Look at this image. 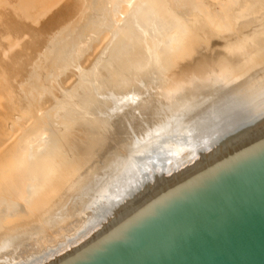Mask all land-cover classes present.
Wrapping results in <instances>:
<instances>
[{"label": "bare ground", "instance_id": "6f19581e", "mask_svg": "<svg viewBox=\"0 0 264 264\" xmlns=\"http://www.w3.org/2000/svg\"><path fill=\"white\" fill-rule=\"evenodd\" d=\"M210 1L213 3L207 0H0L1 256L17 259L22 251L20 248L33 246L31 251L38 246L42 248L37 247V256L32 257L35 251H31L30 259L24 257L25 260L15 263L41 264L64 250L54 249L59 239L55 242L49 238L58 231L56 228L65 227L63 220H66L67 212L64 210V214L57 216L52 214L54 209L50 207L59 195V198L67 197L73 185L76 188L65 201L86 199L94 208H84L92 211L91 221L86 224V216L83 220L81 215L82 228L63 242L68 246H74L75 241L84 236L87 238V231L109 224L114 215L135 205V198L151 192L153 185L134 195L126 206H113L121 196L116 187L120 185L113 181L126 184L132 181L135 171L151 162L150 155L156 157L151 160L159 161L161 155L173 153L175 160L180 142L186 139L194 140L196 144L200 142L198 145L202 149L211 144L219 146L216 150L212 147L209 156L202 152L199 164L190 166L192 170L209 161L214 153L231 146L248 128L264 125V0ZM61 18H69L68 25L64 22L65 27L60 35L57 33L58 38L48 43L53 46L51 52L47 49L36 60V56L30 58L32 42L23 41L22 37L30 33L38 35L37 31L45 34L50 30L45 32V26L51 28L54 22L59 25ZM41 19L43 24L33 33L27 23H37ZM76 20L81 24L75 23ZM73 25L74 36L69 39L68 31ZM170 25L173 27L167 33L162 30H167ZM59 38L62 41L56 42ZM101 42H104L103 47L81 76L82 86L72 94L69 92L76 86L64 88L65 95L62 90L59 97L60 90L55 93L51 87L57 85L58 88L60 83L63 86L68 67L75 58L82 55L88 62ZM65 50L66 54H58ZM22 71L29 74L25 80L24 77L17 80L20 74L23 75ZM103 73H107L106 82H101ZM193 73L195 78H192ZM226 74L230 76L226 86L214 88L206 95L193 97L190 93L199 89V81ZM122 75L129 77L130 81L124 79L130 83L125 82L127 87L119 78H124ZM47 82L55 84L52 86ZM46 84L52 89L48 87L50 97L55 93L63 102L75 98L84 102L85 108L77 113L84 121L65 120L57 97H54L55 103L47 104ZM66 94L65 99L61 97ZM168 97L172 100L166 103ZM103 102H107L108 107ZM111 130L122 136L123 141L135 143L128 155L118 157L111 172L101 176L93 169L88 175L76 178L78 183L73 182L68 189L65 179L69 182L71 178V183L88 165L85 159L88 155L81 156L82 164L78 161L79 155L88 151L91 155L96 149L92 147L94 150L91 148V151L85 144H92L93 135L107 136ZM131 132L132 135L137 133L133 140H130ZM205 139L207 144H204ZM225 142L227 144L223 145ZM75 162L79 164L77 167ZM65 173L67 178L63 176ZM177 174L169 179L177 178ZM92 177L100 178L92 182ZM90 182L91 186L87 187ZM112 183L116 190L103 193L102 189H108ZM80 194H84L83 197ZM102 199L106 203L95 207L94 203H100ZM36 214L39 216L31 220ZM86 215L89 218L90 212ZM33 224L35 226L31 228ZM24 230L29 232L22 233ZM8 234L13 235L4 239ZM25 252L21 253L20 259L29 253ZM0 264H8V261L0 260Z\"/></svg>", "mask_w": 264, "mask_h": 264}, {"label": "water", "instance_id": "95a60500", "mask_svg": "<svg viewBox=\"0 0 264 264\" xmlns=\"http://www.w3.org/2000/svg\"><path fill=\"white\" fill-rule=\"evenodd\" d=\"M208 160L50 264H264V125Z\"/></svg>", "mask_w": 264, "mask_h": 264}, {"label": "rangeland", "instance_id": "374dc122", "mask_svg": "<svg viewBox=\"0 0 264 264\" xmlns=\"http://www.w3.org/2000/svg\"><path fill=\"white\" fill-rule=\"evenodd\" d=\"M208 1V3H213V2H211L210 0H207ZM81 16H79V18H80ZM43 19H45V18H43ZM43 19H41L39 22H37V23H31V24H28L27 23V26L29 25L32 29H31V31L33 32H36L37 31V29H38V27L37 26H40V25H42L43 24ZM65 19V20H64ZM61 18L60 19V21H58L59 23H57V24H59V25H56V23L54 22L53 24H54V26H50L51 28H47V27H49L48 25H47V27L45 26V32H46V30H51V32H50V30L49 31H47V33H49V35H47V33H45L44 34V32H43V34L41 33V32H39V31H37V34L38 35H36V34H32V33H30L31 35H29V34H27V35H24L25 37H22V39L21 40H23V41H28V40H31V42H32V45H30L31 46V48H30V46H29V52L30 53H28V51H27V53L29 54V57L30 58H32L33 56H36L35 57V60L37 59V57H39V54L41 53V52H44L45 50H49L50 49V51L49 52H51V50H52V48H53V46H49V44L48 43H50V41L51 40H53L54 38L56 39V38H58V35H57V33L59 34L60 32H62L63 31V29H64V25H68L66 22L68 21V19L69 18ZM67 19V20H66ZM81 20H82V18H80ZM79 19V21H81ZM61 20H62V23H61ZM45 21V20H44ZM78 20H76L75 21V23L77 22ZM65 22V23H64ZM82 22V21H81ZM81 22H77V23H79V24H81ZM41 23V24H40ZM52 23V22H51ZM61 23V24H60ZM63 23H64V25H63ZM38 24V25H37ZM53 24H51V25H53ZM60 25H62V26H60ZM58 26V28L59 29H57L56 27ZM64 26V27H63ZM171 26L173 27V25H170V28H168L167 30L166 29H162V30H165V32L167 33L168 32V30L169 29H171ZM55 29H54V28ZM72 27H74V25L73 26H71L70 27V31H68V38L70 39V37H72V36H74V32H75V28H72ZM43 28V27H42ZM47 28V29H46ZM61 28H62V30H61ZM57 32H56V31ZM160 30V29H159ZM44 31V30H43ZM52 31H55V33L53 32L52 33ZM33 32V33H34ZM39 32V33H38ZM162 32H164V31H162ZM164 32V33H165ZM52 33V36L53 37H51L50 36V34ZM34 35V36H33ZM60 35V34H59ZM29 38H28V37ZM32 36V37H31ZM44 36H46L45 38H44ZM49 36H50V38H49ZM34 38V39H33ZM34 41H33V40ZM36 39V40H35ZM43 39H45V41H43ZM62 38H59L58 40H56V42H60V40H61ZM39 40H41V41H39ZM46 40H47V42H46ZM62 41V40H61ZM41 42H43V44L41 43ZM45 42V43H44ZM104 42H101V43H99L98 44V46H99V48L97 47V49H96V51H94V52H92V54L93 55H91L90 56V58H88V62H86V61H84V58H82V55H80L79 57H76V56H74V57H76L75 59V61L73 62V63H71V67H68V71H67V79H66V83H64L63 84V86L61 85L62 83H60L59 84V87L61 88V86H62V88L60 89L59 87V89L57 88V85H55V87H51L53 90H55V93H57V91L58 90H60V91H58V96L60 97V92H62V90H63V94L65 95V93H66V91H64V88H66L67 90L69 89V86H70V88L72 87V86H76L75 87V89H72V91L70 90V92L69 93H74L77 89H79L82 85V79H81V76L84 74V72H86L89 68H90V64H89V62H91L92 60L91 59H93L94 58V56L99 52V50H100V48H102L103 46H102V44H103ZM39 44V45H38ZM42 44V46H40ZM45 45V46H44ZM47 45V46H46ZM53 45V44H52ZM34 46H35V48H34ZM42 48V50H41V48ZM39 49V50H38ZM39 51V52H38ZM35 52H37V54H34ZM96 52V53H95ZM67 53V50H65V51H61V53H58V54H66ZM95 53V54H94ZM42 54V53H41ZM59 56H61V55H59ZM28 57V58H29ZM34 58V57H33ZM129 58V57H128ZM41 59L39 58V61H40ZM26 71V70H25ZM25 71H22L21 73H23V75L21 76V74H20V76H19V74H18V76L20 77H18V79L17 80H21L22 79V77H24V80H25V78L27 77L26 75H27V73L29 74V72H25ZM104 74V76L103 77H101V82H103V81H105L106 79H107V73H103ZM105 75H106V79H105ZM193 75V77L192 78H195V73H193L192 74ZM122 76H124V78L123 77H119L120 78V80L121 81H123L124 82V79L126 78V80H129V77L128 76H125V75H122ZM238 75H236V76H234V77H237ZM187 78H189V76L187 77ZM229 78H230V76L228 75V74H226V75H224V76H214V77H208L207 79H204V80H201V81H199V84H197V85H199V89L198 90H196L195 92H190L191 94H193V97H195V96H197V95H202V94H208V93H211V91L214 89V88H217V87H223V86H226L227 85V81L229 80ZM212 79V80H211ZM23 80V79H22ZM117 80H119V79H117ZM119 80V82H121ZM125 80V82L127 83L128 81H126ZM50 81V80H49ZM100 80H98V82H99ZM130 81V80H129ZM51 82V81H50ZM106 82V81H105ZM114 82V81H113ZM124 82V86L125 87H127ZM184 82H186V79H185V81ZM48 83V82H47ZM49 84V83H48ZM48 84H46V85H44V86H46V88L45 89H47V90H45V92H47V94H49V95H47V96H49V97H47L48 99H49V101H48V99L46 100L47 101V104H49V102L50 101H52V103H55V102H53L54 100H55V98L54 97H57V98H59L58 96H57V94H55L54 92H52V93H54V95L52 96V97H50L51 95V92H50V90H52L49 86H48ZM51 84V83H50ZM49 84V85H50ZM52 84L54 85L55 83H53L52 82ZM51 84V85H52ZM111 84H112V82H111ZM123 84V83H122ZM127 84H129L130 85V83L128 82ZM186 84V83H185ZM52 85V86H53ZM128 85V86H129ZM203 85V86H202ZM50 88V90H49V88ZM208 87H210V88H208ZM65 89V90H66ZM204 89V90H203ZM210 89V90H209ZM57 90V91H56ZM199 93V94H198ZM62 94V95H63ZM195 94V95H194ZM56 95V96H55ZM68 96V94H66V96H61V97H63L64 99H65V97H67ZM170 100H172V97H168V99H167V101H165L166 103L168 102V101H170ZM70 100L69 101H66V102H63V101H61L60 100V98H59V100H58V105L62 108V117L65 119V120H69L70 122H72V121H77V122H81L82 120L84 121V118L83 119H81V117H78L77 116V113L79 114L80 112H81V110L83 109V108H85V103L84 102H82V101H80V99H78V98H75V99H72V101L70 102ZM51 103V102H50ZM103 105H105L106 107H108V105H107V102H103L102 103ZM54 105V104H53ZM207 114H209V113H207ZM207 114H205L206 116H207ZM164 115H166V114H164ZM204 115V116H205ZM179 116H181V113L179 114ZM172 118H175L174 116L172 117ZM169 120H170V118H169ZM134 132V131H133ZM137 133L135 132V134H133L132 135V132H131V137H130V140H131V138H132V140L135 138V135H136ZM93 138L91 139V142H92V144L89 142L87 145L85 144V146L86 147H90V149L89 150H91V148L93 147V148H95L96 147V149H95V151L91 154V155H89L88 154V152H85V154H82V155H79L80 156V160L78 159L79 158V156H77V159H78V161L82 164L83 162L81 161V156L83 157V155H85L86 156V154L88 155L87 157H85V159H87L86 161L88 162V165L86 166V167H84V169L81 171V173H78V176L77 177H75L74 176V179H72V182L70 183V180H71V178H70V180H69V182H68V180L67 179H65V181L69 184V188L68 189H70L71 188V186H72V183L74 182L75 184H77L78 182V178H80L82 175L83 176H86V175H88V173L91 171V170H98L99 172V175L101 174V176H103V175H105L106 173H109V172H111L115 167H116V165H115V161H116V159L118 158V159H121L120 157H126L127 155H128V153L130 152V149H131V147L135 144L134 142H127L126 140H124L125 141V144H124V141H123V138H121L122 136H118V135H116L115 134V132L113 133V131L111 130V132H109L108 133V135L107 136H104V135H98V134H96L95 136L93 135L92 136ZM96 137H98L97 139H94V138H96ZM88 138H90V135L88 136ZM103 138V139H102ZM94 140H96L97 141V145H96V143H95V141ZM206 140V139H205ZM183 141V140H182ZM207 141L208 140H206L205 141V143L203 142V141H201V143H204V144H207ZM95 144H94V143ZM121 142H123V144L121 143ZM87 143V142H86ZM98 143H100V145L101 146H99L98 145ZM130 143H132L131 145H130ZM197 143H198V141H197ZM137 144V143H136ZM187 144V145H186ZM198 144H200V142L198 143ZM198 144H196V141H194V140H187L186 139V141H183L182 143L180 142V144L179 145H181V146H179V147H181L180 148V151H177L178 152V158H176L175 160H173L172 158H175L174 157V154L173 153H170V155H165V156H163V155H161V158H158L159 159V161L158 160H151V159H153V158H156L154 155H150V157H151V159H150V161L151 162H148L147 163V165L146 166H144L140 171H138V172H136L135 171V174L132 176V181H128L127 182V184H126V182H124V183H122V182H119L118 181V183H121V184H118V183H115V181H113L114 182V184L115 185H120V186H116L117 187V194H119V195H121L120 196V198L117 200V202H115V204H113V206H126L129 202H131L132 200V198H133V196L134 195H136V194H138L140 191H142L143 189H148L149 187H151L152 185V187L153 188H155V187H157L158 185H161L162 183H164L165 181H167L166 179H169L174 173L175 174H177V176L176 177H178L179 175H182L187 169L189 170V168H190V166H195V165H197V164H199V162H200V160H199V156H200V154H202V152H204L203 154L204 155H207V156H209V155H211L210 153H212V147H214V145L213 144H211L209 147H203V149L202 148H200L201 146L200 145H198ZM203 144V145H204ZM214 144H216V143H214ZM225 144H227V142H225V143H223V145H225ZM92 145V146H91ZM127 145H128V147H127ZM202 145V144H201ZM213 145V146H212ZM85 146H84V148H85ZM120 146H122V147H120ZM191 148H190V147ZM200 146V147H199ZM217 146V147H216ZM215 147H216V149H218V145H216ZM98 147V148H97ZM117 147V148H116ZM123 147H124V149H123ZM215 147H214V149H215ZM92 148V150H94ZM118 148H119V150H118ZM122 148V149H121ZM186 148V149H185ZM187 148H190L189 150L187 149ZM194 148H195V150L197 151H195L194 150ZM202 149V150H201ZM215 149V150H216ZM91 150V151H92ZM194 150V151H193ZM203 150H205V151H203ZM84 151V150H83ZM83 151L81 152V153H83ZM183 151V152H182ZM189 151V152H188ZM90 153V152H89ZM186 153V154H185ZM195 153H199L198 155L197 154H195ZM92 155H93V157H92ZM185 155V156H184ZM197 155V156H196ZM154 156V157H153ZM172 156V157H171ZM176 156V155H175ZM153 157V158H152ZM182 157H184V159L182 158ZM117 159V160H118ZM73 160H76V157H74L73 158ZM72 160V161H73ZM82 160H84V159H82ZM91 160V161H90ZM86 161H84V162H86ZM119 161V160H118ZM172 161H174V162H172ZM177 161V162H176ZM199 161V162H198ZM78 162V163H79ZM194 163H195V165H194ZM75 164H77V162H75ZM80 164V165H81ZM191 164V165H190ZM193 164V165H192ZM79 164H77V165H75L76 167L78 166ZM151 165H153V167L154 168H149ZM163 165H165V166H163ZM156 166V167H155ZM164 167V169L162 170V168ZM82 168V167H81ZM186 169V170H185ZM69 171V170H68ZM146 171V172H145ZM67 172V171H66ZM145 172V173H144ZM63 176H64V178H67L66 177V173L65 174H63ZM62 177V176H61ZM63 178V177H62ZM64 178H63V180H64ZM77 178V179H76ZM93 179H92V182H93V180H98L100 177H92ZM165 179V180H164ZM75 180V181H74ZM162 181V182H161ZM117 182V181H116ZM161 182V183H160ZM168 182V181H167ZM73 183V184H74ZM158 183V185H156ZM115 185H113V183L112 184H110L109 185V187H108V189H102V192L103 191H105V192H108V191H111V192H113V190L115 191L116 189V187H115ZM66 186H67V184H65V187L64 188H66ZM74 186L75 185H73L72 186V188L69 190V195L67 196V197H65V196H62V198H59V194H56V196L57 195H59L57 198L59 199V201H56V200H58L57 198H55V200H54V204H51V206L52 207H50V208H53L54 210H51V212H52V214H57V216L59 215V214H64L65 212H63L64 210L67 212V216H66V220L64 219L63 220V223L65 222V227L64 228H62V227H60V228H56L57 230V232H55V234L54 233H52V235H53V237H51L50 236V238L49 239H51L52 241H55L56 242V240L58 241V239H59V242H57V245H55V246H53V248L54 249H59V247L61 248V249H64V250H61V252H56V255L53 257H50V258H48V257H46V258H48V260L45 262H42L41 264H49L50 262H52V261H54V259L56 260V258L57 257H59V256H61V255H63L64 253H66V252H68L70 249H72L73 247H75V245L76 244H79V243H77V240L75 241V245L73 246V244L72 245H70V246H68V245H66L65 243H63V242H67L68 240L67 239H69L70 237H72L75 233H78V230H79V228L81 227L80 225H81V222H83V221H80L81 219H82V216H83V220H84V217L86 216V221L88 220V222H86V224L88 223L89 224V222L91 221L90 220V216H91V213H92V211L90 210H88V209H90V208H92L93 207V205H91L90 203H88V201H86V199H85V201L84 200H82V201H80L81 199H79V201H80V203H77V202H79L77 199L76 200H74V201H69L68 203L65 201V199H67L68 197H70L72 194H73V191L75 190V188H74ZM89 186H91V182L88 184V186L87 187H89ZM149 186V187H148ZM151 187V188H152ZM74 188V189H73ZM151 188H149V189H151ZM66 190H67V188H66ZM73 190V191H72ZM71 191V192H70ZM105 192H103V193H105ZM143 192H144V190H143ZM70 193H72V194H70ZM103 193H101L102 195H103ZM80 195H82V197H83V195L84 194H80ZM85 197V196H84ZM91 199V198H90ZM62 201V203L61 204H58L59 202H61ZM76 201V202H75ZM55 202H56V204H55ZM102 202V203H101ZM101 202L99 203H94V206L95 207H100L102 204L104 205L106 202H104L103 201V199L101 200ZM104 202V203H103ZM86 203V204H85ZM98 204H100L99 206H98ZM121 204V205H120ZM79 205H81V207L80 208H83V210L82 209H80L79 208ZM86 205V206H85ZM84 206V207H83ZM77 207V208H76ZM103 207H105V206H103ZM75 208V209H74ZM86 208H88L87 210H85ZM94 208V207H93ZM78 209V210H77ZM68 210V211H67ZM80 210V211H79ZM74 211V212H73ZM84 212H86V213H84ZM89 212H90V215H89ZM79 213V214H78ZM88 213V215H89V218H88V216L86 215ZM85 214V215H84ZM82 215V216H81ZM39 215L38 214H36V216L35 217H32V219L31 220H33V219H35V218H37ZM60 216V215H59ZM79 216H81V217H79ZM88 218V219H87ZM80 219V220H79ZM78 220L80 221V222H78ZM85 222V221H84ZM67 223V224H66ZM75 224V225H74ZM85 224V226H87ZM34 226H35V224H33L32 225V227L31 228H34ZM82 228V227H81ZM100 227H97V228H95V230H97V229H99ZM64 229H66L65 231H64ZM71 229V230H70ZM69 232H68V231ZM84 230V227H83V229H82V231ZM94 230V229H93ZM93 230L90 232V231H87L85 234H89V235H91L92 233H93ZM94 230V231H95ZM25 232H29L28 230H24L22 233H25ZM89 232V233H88ZM14 234V233H13ZM12 234V235H13ZM11 234L9 235H6L5 237L6 238H4V239H7V237H11L12 236ZM54 237H55V239H54ZM85 237V236H84ZM84 237H82V238H80V240H78L79 242L81 241H83L84 239H86V238H84ZM86 237H88V235H86ZM60 238H62V240L60 239ZM3 239V237L1 238V240H4ZM83 239V240H82ZM61 240V241H60ZM85 241V240H84ZM80 242V243H81ZM61 243V244H60ZM1 245H2V242H0V247H1ZM30 245H32V244H29L28 246H30ZM62 246H63V248H62ZM67 246V247H66ZM38 247V246H37ZM35 248V250H31L32 252L33 251H35V253L33 252H31L30 251V249L32 248V249H34V247L33 246H30V247H26V246H24V248H27L29 251H27V249H23V248H20V250H24L23 251V253L25 252V251H27V252H31L32 253V257H35V256H37V252H39L38 250V248H40V250H41V248L42 247H38V248ZM65 247H66V251H65ZM69 247V248H68ZM70 247H72V248H70ZM69 249V250H68ZM22 251H21V253H22ZM27 252H25V253H27ZM21 253L19 254V257L17 258V259H9L10 257H9V255H4V256H1L0 255V260H4V261H8V264L9 263H11L12 261V263L14 264L15 262H17L18 263V261L20 262V261H23V260H25V258L26 259H30L31 258V253L29 254H25V255H23V258L24 259H20L21 258ZM22 253V254H23ZM33 254H35V255H33ZM21 255V256H20ZM28 255V256H27ZM30 256V257H29ZM9 257V258H8ZM2 258V259H1ZM6 258V259H5ZM52 258H54V259H52ZM45 259V258H44ZM41 261V260H40ZM11 263V264H12ZM16 264V263H15Z\"/></svg>", "mask_w": 264, "mask_h": 264}]
</instances>
